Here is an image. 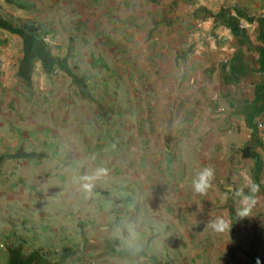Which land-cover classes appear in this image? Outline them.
<instances>
[{
	"label": "rangeland",
	"instance_id": "374dc122",
	"mask_svg": "<svg viewBox=\"0 0 264 264\" xmlns=\"http://www.w3.org/2000/svg\"><path fill=\"white\" fill-rule=\"evenodd\" d=\"M249 1L0 0V17L22 9L26 30L55 58L35 70L38 82L74 88L57 103L63 152L39 171L42 204L67 214V231L76 223V241L84 233L109 247L102 264H264V121L215 109L211 83L193 77L196 57L215 38L227 44L232 9ZM207 166L215 187L199 196L191 181ZM97 168L107 173L86 191L82 178ZM241 172L260 185L245 218L225 199ZM215 215L232 220L229 234L207 228Z\"/></svg>",
	"mask_w": 264,
	"mask_h": 264
},
{
	"label": "crops",
	"instance_id": "0c3cea01",
	"mask_svg": "<svg viewBox=\"0 0 264 264\" xmlns=\"http://www.w3.org/2000/svg\"><path fill=\"white\" fill-rule=\"evenodd\" d=\"M232 10L234 17L223 31L227 44L211 40V48L194 60L199 69L193 77L199 86L211 83L215 109L228 112L232 106L237 117L258 123L264 121V0ZM21 11L9 19L0 17L5 61L0 69V264H102L111 256L109 247L89 242L84 233L76 241V223L67 231L66 213L43 208L40 184L46 180L39 171L55 165L56 155L63 152L56 108L60 96H69L74 88L38 82L35 70L56 61L39 35L26 30ZM140 18L135 14L131 27L139 42Z\"/></svg>",
	"mask_w": 264,
	"mask_h": 264
},
{
	"label": "clouds",
	"instance_id": "9594fccd",
	"mask_svg": "<svg viewBox=\"0 0 264 264\" xmlns=\"http://www.w3.org/2000/svg\"><path fill=\"white\" fill-rule=\"evenodd\" d=\"M107 173L105 168H97L93 176H85L82 179L85 181L83 187L86 191H90L91 181ZM216 171L212 166L202 168L196 173L195 178L191 181V188L194 194L206 196L207 193L215 187ZM235 180H239L238 187L229 184L225 193V199L232 198L237 206L236 216L245 218L252 216V211L257 204L260 185L257 184L250 175L241 172ZM230 194V196H229ZM232 220L223 215H215L207 221V228L217 234L222 235L231 231ZM256 264H260L257 259Z\"/></svg>",
	"mask_w": 264,
	"mask_h": 264
},
{
	"label": "built area",
	"instance_id": "2783aa9c",
	"mask_svg": "<svg viewBox=\"0 0 264 264\" xmlns=\"http://www.w3.org/2000/svg\"><path fill=\"white\" fill-rule=\"evenodd\" d=\"M225 62L227 63L228 61L226 60ZM258 129L261 130V131H264V123L260 122L258 124Z\"/></svg>",
	"mask_w": 264,
	"mask_h": 264
}]
</instances>
